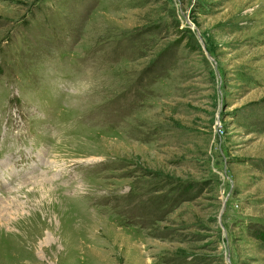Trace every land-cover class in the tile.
Masks as SVG:
<instances>
[{"label":"rangeland","instance_id":"obj_1","mask_svg":"<svg viewBox=\"0 0 264 264\" xmlns=\"http://www.w3.org/2000/svg\"><path fill=\"white\" fill-rule=\"evenodd\" d=\"M262 21L0 0V264H264Z\"/></svg>","mask_w":264,"mask_h":264},{"label":"bare ground","instance_id":"obj_2","mask_svg":"<svg viewBox=\"0 0 264 264\" xmlns=\"http://www.w3.org/2000/svg\"><path fill=\"white\" fill-rule=\"evenodd\" d=\"M252 15H251V19H252ZM246 18L247 17H245V19H243V20H246ZM248 19V18H247ZM247 21V20H246ZM262 23L264 24V21H262ZM240 26L242 25V26H244V27H248V25H249V22H247V23H243V24H239ZM260 25V24H259ZM247 38V33H245V31H243V32H241L240 34H239V36H237V37H235V39L232 41V43L234 42V43H236V44H244L245 42H246V40H248V39H246ZM261 40H263L264 41V36L262 37V39ZM254 41H260V40H254ZM260 42H262V41H260ZM229 43V42H228ZM227 43V44H228ZM257 51H259V52H261V53H263L264 52V47H262V48H259ZM255 52V51H254ZM257 54H260V53H257ZM261 56H263V55H261ZM264 61V60H263ZM264 63V62H263Z\"/></svg>","mask_w":264,"mask_h":264}]
</instances>
